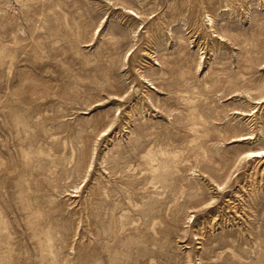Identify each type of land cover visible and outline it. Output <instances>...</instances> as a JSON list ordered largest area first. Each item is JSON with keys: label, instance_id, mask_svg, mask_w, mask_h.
<instances>
[{"label": "rangeland", "instance_id": "1", "mask_svg": "<svg viewBox=\"0 0 264 264\" xmlns=\"http://www.w3.org/2000/svg\"><path fill=\"white\" fill-rule=\"evenodd\" d=\"M264 0H0V264H264Z\"/></svg>", "mask_w": 264, "mask_h": 264}, {"label": "bare ground", "instance_id": "2", "mask_svg": "<svg viewBox=\"0 0 264 264\" xmlns=\"http://www.w3.org/2000/svg\"><path fill=\"white\" fill-rule=\"evenodd\" d=\"M263 153H264L263 151H252V152H249L248 156H250V157H259Z\"/></svg>", "mask_w": 264, "mask_h": 264}]
</instances>
